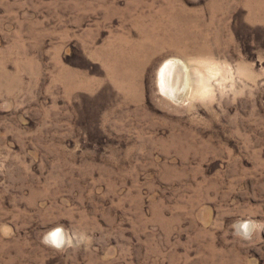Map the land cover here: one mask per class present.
Wrapping results in <instances>:
<instances>
[{"label":"rangeland","instance_id":"1","mask_svg":"<svg viewBox=\"0 0 264 264\" xmlns=\"http://www.w3.org/2000/svg\"><path fill=\"white\" fill-rule=\"evenodd\" d=\"M0 264H264V0H0Z\"/></svg>","mask_w":264,"mask_h":264},{"label":"bare ground","instance_id":"2","mask_svg":"<svg viewBox=\"0 0 264 264\" xmlns=\"http://www.w3.org/2000/svg\"><path fill=\"white\" fill-rule=\"evenodd\" d=\"M185 71L186 70L184 69V65H182L180 61L177 60L166 61L158 71V87L160 88V90L164 92L166 96L173 99H178L181 94L182 88L188 86L189 83L190 76L186 75ZM210 75L201 76L199 74V80H200L199 86L201 85L206 86L208 82L207 80L212 77ZM184 89L185 88H183V90Z\"/></svg>","mask_w":264,"mask_h":264},{"label":"clouds","instance_id":"3","mask_svg":"<svg viewBox=\"0 0 264 264\" xmlns=\"http://www.w3.org/2000/svg\"><path fill=\"white\" fill-rule=\"evenodd\" d=\"M240 227L247 228V225H240ZM79 239L83 240L84 238L80 237ZM44 243L56 249H61L66 245L71 246L73 243V238L65 229L62 227H57L45 235Z\"/></svg>","mask_w":264,"mask_h":264}]
</instances>
